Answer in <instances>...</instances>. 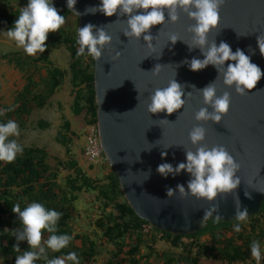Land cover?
Listing matches in <instances>:
<instances>
[{
	"label": "water",
	"instance_id": "95a60500",
	"mask_svg": "<svg viewBox=\"0 0 264 264\" xmlns=\"http://www.w3.org/2000/svg\"><path fill=\"white\" fill-rule=\"evenodd\" d=\"M54 3L68 9L67 0H54ZM99 3L100 0H77L74 10H68L78 17L77 28L89 23L105 26L112 37L102 57L94 60L96 118L105 157L135 214L150 226L172 235L197 233L207 227L209 219H215L211 217L202 223L204 211L212 206L204 199L191 195L181 198L179 193L167 197L166 189L177 184L186 187L190 174L183 172L165 179L156 171L165 162L174 167L186 162L185 151H195L189 133L198 125L207 130L203 144L209 148L224 146L241 166L237 173L241 178L238 188L232 194L218 195L213 202L219 205L220 221H235L237 197L241 210L247 209L248 217L259 214L264 204V77L246 95L237 94L234 87H226L222 77L217 80L218 95L224 91L231 94L230 110L220 123L195 120V113L206 105L202 94L191 88L185 89V93L192 94L182 97L186 103L181 109L171 115L166 111L150 114L147 111L149 94L166 87L170 80L202 89L218 75L211 65L199 72L190 71L182 61L193 57L203 59L200 50L189 51L182 41L175 45L168 41L170 34H176L190 42L188 28L195 22L181 11L176 23L168 21L152 26L150 31L156 46L153 53L143 37L129 40L124 35L127 17H120L119 10L111 17L99 12L84 14L86 8ZM220 16L219 25L209 34V42H227L233 52L237 48L244 50L251 62L264 71V56L257 45V35H264V0H225ZM165 20H168L167 10ZM237 33L247 36L238 37ZM117 51L121 53L118 59L115 58ZM230 63L235 62L227 61L225 66ZM156 65L161 67L153 74ZM137 89L141 93L139 99ZM162 151H167L166 157L162 158ZM149 170L151 175L146 179L145 173Z\"/></svg>",
	"mask_w": 264,
	"mask_h": 264
},
{
	"label": "clouds",
	"instance_id": "9594fccd",
	"mask_svg": "<svg viewBox=\"0 0 264 264\" xmlns=\"http://www.w3.org/2000/svg\"><path fill=\"white\" fill-rule=\"evenodd\" d=\"M76 3L77 0H67V8L74 10ZM224 3L225 0H100L98 6L86 8L84 14L99 12L111 17L119 10L120 17H127L124 35L129 40H140L143 37L153 53L156 52V46L153 43L155 37L150 31L152 26L164 25L168 21L176 23L181 11L186 14L195 22L188 28L192 36L190 42L176 34H170L168 41L172 45L182 41L189 51L197 48L200 50L203 59L193 57L191 60L182 61V64L187 65L190 71L199 72L211 65L215 67L218 75L214 81L202 89L196 88L195 85L181 84L176 79L170 80L166 87L157 88L149 94L150 102L147 103V111L150 114L166 111L167 115H171L184 107L186 99L182 97L186 95L190 97L192 93H185V89L191 88L202 94L203 103L206 105L195 113V120L220 123L230 110L231 94L224 91L222 95H218L217 80L222 77L226 87H234L237 94L246 95L249 93L248 90L256 88L257 83L264 77V71L251 62L250 55L245 54L244 50L237 48L233 52L227 42L221 41L219 44L216 40L209 42V34L220 23V10ZM165 10L168 15L167 21ZM65 22V16L61 15L55 7L54 0H27V5L20 7L13 26L0 34H6L7 38L14 41L18 48H22L26 55L35 56L37 53L42 54L46 51L49 33L60 31ZM237 36L247 35L237 33ZM111 42L112 37L105 30V26L98 27L91 23L82 28L78 26L75 41L78 46L76 58L84 56L86 59L91 57L93 60H99L103 50ZM257 45L260 54L264 56V35H257ZM162 52L163 49L160 55ZM120 55L121 53L117 51L115 58L118 59ZM227 61L235 63L225 66ZM160 67L161 65H156L153 74H157ZM137 90L139 99L141 93L139 89ZM14 110L15 106L0 108V118ZM161 121L170 123L167 119H161ZM206 132L207 130L202 126L193 127L189 138L195 151H185L186 162H180L175 167L165 162L160 164L156 171L165 179L169 176L175 178L183 172L190 174L187 186L177 184L175 188L168 187L167 197L172 198L179 193L181 198L191 195L197 199H204L212 206L204 211L202 223L211 217L219 223L222 218L218 214L219 205L213 202L217 200L218 195L232 194L238 188L241 178L237 173L241 166L224 146L217 145L209 148L203 144ZM19 136L20 128L15 120L0 121V162L12 163L19 154L23 153V146L15 139ZM161 156L166 157L167 151H162ZM145 174L146 179L150 178V170ZM245 196L251 198L248 192H245ZM237 201L234 219L237 223L233 230L238 233L241 231V222H246L249 215L246 208L241 210L238 197ZM12 212L17 214L21 225L11 230L12 236L17 241L12 246V250L19 253L15 256V264H36L37 261H42L43 264H80L76 252L49 258V250L54 253L62 252L73 239V236L69 234L60 233L58 222L63 215L61 212L49 209L41 202L26 203L23 209L20 203H15L12 205ZM45 233L48 234L46 238ZM24 241L27 242L28 249L22 251L19 245ZM250 252L256 264H260L261 259L264 258V249L260 241H253L250 244Z\"/></svg>",
	"mask_w": 264,
	"mask_h": 264
},
{
	"label": "trees",
	"instance_id": "16d2710c",
	"mask_svg": "<svg viewBox=\"0 0 264 264\" xmlns=\"http://www.w3.org/2000/svg\"><path fill=\"white\" fill-rule=\"evenodd\" d=\"M58 5V10L61 15L65 16V24L68 18L73 14L70 10ZM19 11L11 10L7 7L0 6V21L6 30L13 26L14 21L17 19ZM64 24V25H65ZM64 25L61 27L60 32L63 33L62 40L58 44H65L71 53L69 63V70L71 73V81L74 88V99L72 110L76 114L86 111L90 115L91 120L97 121L96 118V102L94 91V60L91 57L87 59L81 56L76 58L77 45L76 31L74 34H68L64 30ZM52 38V33H49L48 40ZM48 40L46 42H48ZM47 49L44 53L37 57L32 58L36 63L44 62L47 66V85L42 91H35L37 84L34 81V76L28 71L29 57L24 58L19 52H9L2 55V58L9 63L15 65L26 73V83L22 90L19 91L13 103L10 106H0V108H7L15 106V110L7 112L0 121L8 119L15 120L19 128H22L27 121L31 112L35 108L44 107L48 100L53 96L58 87L61 85V80L64 77V70L55 66L49 57V47L46 43ZM28 56V55H27ZM63 123L61 129L57 132L56 139L60 143L66 145L67 152L70 153L68 147V139L65 133L71 131L70 121L63 116ZM39 126L46 129L50 123L39 121ZM20 144V143H19ZM22 145V144H21ZM23 146V153L19 154L16 160L12 163L0 162V253L2 254L5 262H15L16 255L12 250V246L17 243L16 239L12 236L11 230L19 228L20 222L17 214L12 212V205L20 203L21 208L26 206V203L41 202L49 209H55L63 215L58 222L60 233L69 234L72 236L70 227V220L72 219V205L71 200L76 199L75 192L81 191L86 188L88 190H96L93 186V181L83 174L79 169L77 161H71V166L74 169L75 175L69 177L68 183L70 193H64L63 189L59 188L55 181L49 178V165L47 163L48 153L40 147L36 146ZM79 180L81 182H79ZM101 195L106 194L109 202H112L117 214L113 212L99 217L95 221L96 227L101 230L102 239L109 245L114 246L112 258L105 264H126L130 261L131 264H138L136 255L140 253L145 241L143 238L136 237V232L142 229L144 225H149L145 220L140 219L133 209L129 206L124 198L120 189L118 177L116 173L109 179V184L106 189L100 190ZM247 219L254 220L251 229L257 231L258 235L264 238V204L261 205L260 213L248 217ZM236 222V221H235ZM233 222L220 221L215 222V219H209L206 228L199 230L197 233L189 235H172L163 230L151 227L155 232H159L161 239L168 240L172 246L179 247L184 243L183 238H190L193 240L190 247L197 245V252L192 254L191 249H188V254L182 258H186L192 264H198L201 257L207 256L209 258L221 259L228 263L237 261H245L250 256V244L256 239L255 236L245 235L243 231L237 233L236 237H223L220 241L215 240L214 244H199L194 241L203 233L218 232L220 230L228 229ZM45 233V238L47 237ZM83 242L84 249L65 248L62 252H51L49 250V258L65 255L69 252H76L80 260V264H84L89 257L97 254V241L90 237H81L74 235ZM73 236V237H74ZM216 236V235H215ZM156 237V236H155ZM241 243H238V240ZM155 238L153 242H155ZM259 241V240H258ZM147 244V243H146ZM22 251L28 249L26 241L20 242ZM150 253L154 251L152 245L147 246ZM184 248H188L185 244ZM158 256H164L163 264H176V257L168 255V253H157ZM36 264H43L42 261H37Z\"/></svg>",
	"mask_w": 264,
	"mask_h": 264
},
{
	"label": "rangeland",
	"instance_id": "374dc122",
	"mask_svg": "<svg viewBox=\"0 0 264 264\" xmlns=\"http://www.w3.org/2000/svg\"><path fill=\"white\" fill-rule=\"evenodd\" d=\"M54 4L58 9L57 3ZM26 5L27 0H0L1 7H7L11 10L19 11L20 7H25ZM77 25L78 17L73 13L64 25V30L68 34H74L77 29ZM4 31H6V29L4 28L2 21H0V33ZM62 38L63 33L57 31L52 33V38L46 42L49 47V57L52 58L53 64L57 65L59 68H65L61 85L44 107L33 109L23 127L20 128V136L15 137V139H17V142L22 145L40 147L48 153L47 163L49 165L50 180L55 181L57 186L63 189L64 193L69 194L71 191L68 179L69 177L75 175L74 169L71 166L72 158L79 155L80 161L82 160V163H84L90 171V176L88 177L93 181V183L97 177L96 169H99L101 166L103 167L105 163L109 165V162H105L103 164H90L93 162L86 159L83 153L85 144L84 127L79 126V122H77L75 118L72 119L71 131L65 133L68 139V147L74 152L69 154L67 152L66 145L58 142L56 139L57 132L62 127V117L65 116L69 119V117L73 114L71 110V101L74 98L71 73L68 67L70 61L69 58H65L67 57L65 55L68 53L70 54V51L65 44H58V41L62 40ZM61 51H63L62 53H64V55L59 54ZM9 52H19L24 58H30L28 66H26L28 69L26 73H31L34 76V81L37 84L35 88L36 92L44 90L48 80V66L44 62L36 63L32 59L39 56L40 53H37L35 56H27L22 48H18L14 41L7 38L6 34H0V106H10L13 103L16 94L22 90L26 83V73L20 70L15 63H9L7 60L2 58L3 54ZM57 54H59L58 57ZM39 121L48 122L50 123V126L46 129H42L38 124ZM100 180L101 179L98 178L96 181ZM79 182L81 181L79 180ZM75 195L76 199L70 201L73 208L72 219L70 220L72 236L80 235L81 237H90L97 241L98 245L97 254L93 257H89L84 264H105L112 258L114 246L107 244L102 239L101 230H99L95 225V221L100 215V209L97 208L96 205H100V203L92 204L90 199H95L97 196V190H88L84 188L81 191H76ZM232 222L233 223L228 229H221L220 233L215 231L213 233H204L203 235L196 237L198 239L194 241L199 244L208 243L210 245L214 244L216 239L221 241L223 237H236L237 232L233 230V227L237 221ZM253 222L254 220L252 219H247L246 222H241V231H243L247 236H255L256 239L254 241L259 240L262 249H264V238L258 235L257 231L253 232L251 229ZM241 231L238 233H241ZM135 236H138L139 238L141 237L145 241L141 248L144 249V251L142 250V252H140L141 264H162L164 261V256H155L152 252L149 256L152 260L146 258L148 253H150L147 246L150 245L153 246L154 251L157 253H168V255H174L177 259L176 264L178 262L179 264H192L186 258H182V256L185 257L188 254V249H191L193 255H195L198 251L197 245L190 247V243L193 242L190 238H183L182 241L184 244L179 247H174L168 240H162L159 232H155L152 228L148 227L139 229ZM154 238L156 240L155 242H153ZM238 243H241L240 239L238 240ZM185 244L188 246L187 249L184 248ZM83 245L82 240L74 236L67 248L84 249ZM249 254L250 256L245 261H237L234 263H228L227 261H223L221 259L204 256L201 257L198 264H256V261L251 257V252ZM0 264H15V262H5L2 254L0 253ZM260 264H264V258L261 259Z\"/></svg>",
	"mask_w": 264,
	"mask_h": 264
},
{
	"label": "crops",
	"instance_id": "0c3cea01",
	"mask_svg": "<svg viewBox=\"0 0 264 264\" xmlns=\"http://www.w3.org/2000/svg\"><path fill=\"white\" fill-rule=\"evenodd\" d=\"M63 51H61V53H59V54H61V55H64V53H62ZM59 54H57V57H58V55ZM65 56H67V57H65V58H69V61H70V58H71V53L69 54H67V55H65ZM62 58V57H61ZM50 60L52 61V58H50ZM53 62V61H52ZM70 63V62H69ZM55 66H57V65H55ZM58 67V66H57ZM68 67H69V64H68ZM61 69H63V70H65V68H61ZM74 89V88H73ZM54 95V94H53ZM74 99V98H73ZM73 99H72V101H71V110H72V104H73ZM72 112H73V110H72ZM73 118H75V120H77V122H79V126H81V127H83V121H84V111H82L81 113H79V114H76L75 112H73V114H72V116H70L69 117V119L71 120V124H72V119ZM68 119V120H69ZM69 120V121H70ZM83 120V121H82ZM72 126V125H71ZM72 152H74V151H70V153L69 154H71ZM74 155V154H73ZM77 161V163H78V167H79V169H81L82 170V172H83V174L84 175H86V176H90V171L88 170V168L86 167V165L84 164V163H82L83 161L81 160L80 161V158H79V155H77V156H75V158H72L71 159V161ZM83 164V165H82ZM90 164H97V163H90ZM103 164V163H102ZM96 174H97V177L95 178V181H94V183H93V186L95 187V189L97 190V196L95 197V199L94 200H92V199H90V201H92V204H96V203H100V205H96V207L97 208H99L100 209V215L98 216V217H101V216H103V215H107V214H109V213H111V212H113L114 214H117V211L114 209V206H113V204H112V202H109L108 201V199H107V195L106 194H103V195H101L99 192H100V190H104V189H106L107 188V186H108V184H109V179L110 178H112L113 176H114V173H115V171H114V169L110 166V164L108 165V164H106L105 163V165L102 167H99V169L97 168L96 169ZM98 178H100L101 180L100 181H96ZM97 184H99V185H97ZM94 198V197H93ZM207 233V232H206ZM204 234V233H203ZM203 234H201V235H203ZM142 250L144 251V249H141V251L140 252H142ZM154 252V253H153ZM140 254L141 253H139V254H137L136 255V261H137V263L138 264H141V261H140ZM152 254H155V256H158L157 255V252H155V251H152ZM151 255V253H148V255H147V257L146 258H148L149 260H152V258L151 257H149ZM160 255H162V253H160ZM163 256V255H162ZM165 259V258H164ZM150 262V261H149ZM164 262V261H163ZM163 262H162V264H163ZM126 264H131V262L130 261H127V263ZM149 264V263H148ZM177 264H179V262L177 263Z\"/></svg>",
	"mask_w": 264,
	"mask_h": 264
},
{
	"label": "built area",
	"instance_id": "2783aa9c",
	"mask_svg": "<svg viewBox=\"0 0 264 264\" xmlns=\"http://www.w3.org/2000/svg\"><path fill=\"white\" fill-rule=\"evenodd\" d=\"M83 127L85 140L83 153L86 159L90 162L100 164L108 162L101 146L97 121L91 120L90 115L86 114V111H84ZM144 227L151 228L150 225H144Z\"/></svg>",
	"mask_w": 264,
	"mask_h": 264
}]
</instances>
